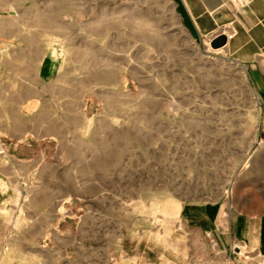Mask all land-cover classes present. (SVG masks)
Wrapping results in <instances>:
<instances>
[{
    "label": "rangeland",
    "instance_id": "rangeland-1",
    "mask_svg": "<svg viewBox=\"0 0 264 264\" xmlns=\"http://www.w3.org/2000/svg\"><path fill=\"white\" fill-rule=\"evenodd\" d=\"M213 39L176 0H0V264L247 262L260 99Z\"/></svg>",
    "mask_w": 264,
    "mask_h": 264
},
{
    "label": "crops",
    "instance_id": "crops-1",
    "mask_svg": "<svg viewBox=\"0 0 264 264\" xmlns=\"http://www.w3.org/2000/svg\"><path fill=\"white\" fill-rule=\"evenodd\" d=\"M176 9L182 23L194 36L200 39L226 37V44L220 49L246 69L258 92L262 118L259 138L264 142V0H245L244 4H237L235 0H176ZM48 65L53 66L50 62ZM219 215L218 210L212 218L215 229L222 227L218 225ZM222 229L226 254L230 248L239 251L237 256L243 252L247 262L241 264L264 261V213L227 217L226 228Z\"/></svg>",
    "mask_w": 264,
    "mask_h": 264
},
{
    "label": "water",
    "instance_id": "water-1",
    "mask_svg": "<svg viewBox=\"0 0 264 264\" xmlns=\"http://www.w3.org/2000/svg\"><path fill=\"white\" fill-rule=\"evenodd\" d=\"M226 44V37L224 35H218L210 41V47L213 50L220 49Z\"/></svg>",
    "mask_w": 264,
    "mask_h": 264
},
{
    "label": "built area",
    "instance_id": "built-area-1",
    "mask_svg": "<svg viewBox=\"0 0 264 264\" xmlns=\"http://www.w3.org/2000/svg\"><path fill=\"white\" fill-rule=\"evenodd\" d=\"M244 1L245 0H235V2L237 3V4H244ZM228 38V37H227Z\"/></svg>",
    "mask_w": 264,
    "mask_h": 264
}]
</instances>
